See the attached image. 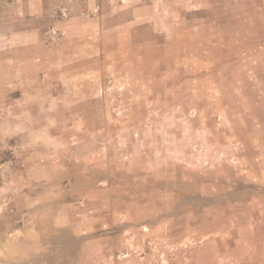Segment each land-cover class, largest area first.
<instances>
[{"label":"rangeland","instance_id":"374dc122","mask_svg":"<svg viewBox=\"0 0 264 264\" xmlns=\"http://www.w3.org/2000/svg\"><path fill=\"white\" fill-rule=\"evenodd\" d=\"M264 264V0H0V264Z\"/></svg>","mask_w":264,"mask_h":264},{"label":"built area","instance_id":"2783aa9c","mask_svg":"<svg viewBox=\"0 0 264 264\" xmlns=\"http://www.w3.org/2000/svg\"><path fill=\"white\" fill-rule=\"evenodd\" d=\"M168 264H174V263L169 262Z\"/></svg>","mask_w":264,"mask_h":264}]
</instances>
